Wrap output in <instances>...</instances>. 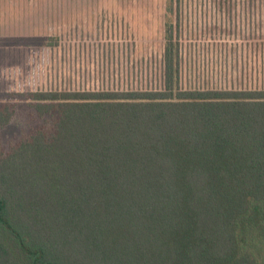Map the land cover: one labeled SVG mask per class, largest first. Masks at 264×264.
Instances as JSON below:
<instances>
[{
    "label": "trees",
    "instance_id": "obj_1",
    "mask_svg": "<svg viewBox=\"0 0 264 264\" xmlns=\"http://www.w3.org/2000/svg\"><path fill=\"white\" fill-rule=\"evenodd\" d=\"M179 4L162 88L26 92L42 121L0 139V264H260L264 88L184 87Z\"/></svg>",
    "mask_w": 264,
    "mask_h": 264
},
{
    "label": "rangeland",
    "instance_id": "obj_2",
    "mask_svg": "<svg viewBox=\"0 0 264 264\" xmlns=\"http://www.w3.org/2000/svg\"><path fill=\"white\" fill-rule=\"evenodd\" d=\"M171 2L0 0V102L19 103L4 148L42 121L26 92L162 88ZM179 16L184 87L264 88V0H180ZM252 251L264 264V240Z\"/></svg>",
    "mask_w": 264,
    "mask_h": 264
}]
</instances>
